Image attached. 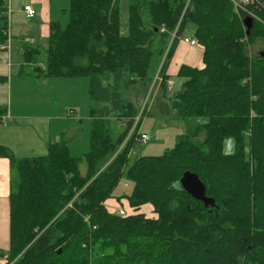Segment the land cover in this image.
<instances>
[{
  "label": "trees",
  "instance_id": "16d2710c",
  "mask_svg": "<svg viewBox=\"0 0 264 264\" xmlns=\"http://www.w3.org/2000/svg\"><path fill=\"white\" fill-rule=\"evenodd\" d=\"M69 2L67 27L49 21L45 45L25 39L17 72L87 77L90 99L101 106L91 107L83 157L70 155L67 139L31 158L0 146L11 169L9 247L0 252L8 260L0 264H264V51H246L247 43L264 41V11H256L247 32L230 0H129L121 34L119 0ZM8 8L0 0V45L9 37ZM188 24L203 66L181 62L172 74L167 61ZM164 52L160 87L166 92L171 76L184 78L170 109L205 121L171 149L131 160L141 120L129 135L138 110L122 93L144 82ZM6 78L0 74V83ZM228 136L232 154L222 150ZM186 170L199 176L213 205L180 187ZM122 179L133 184L123 196L129 205L150 203L156 217L108 212L104 203Z\"/></svg>",
  "mask_w": 264,
  "mask_h": 264
},
{
  "label": "rangeland",
  "instance_id": "374dc122",
  "mask_svg": "<svg viewBox=\"0 0 264 264\" xmlns=\"http://www.w3.org/2000/svg\"><path fill=\"white\" fill-rule=\"evenodd\" d=\"M27 4H32L36 11V15L30 19L26 18L25 13L23 12V6ZM8 6L9 32L7 35L9 37L7 42L11 48L9 50H0V63L7 64L8 61H11V63L14 65L12 71L15 73L18 68L17 64L20 62L22 57V53L20 51L21 39L27 37L28 40L32 38L39 40L43 33L44 26L48 25L49 22L47 23V21L41 16L37 2L34 3L31 0H8ZM69 7V0H51L50 20L52 22H58L62 28L67 27L70 19ZM128 8L129 0H119L120 21L122 23L121 34H125L127 32L125 26L127 25L128 21ZM142 18L144 21H147L145 11L142 13ZM194 30L195 26L193 24H188L185 32L181 35L183 37H193ZM172 40L171 34L165 47V52L169 48ZM22 41L25 42V40ZM42 43L43 42L39 40L33 45ZM30 44L31 43H29V45ZM43 44L45 45V43ZM173 46V53L171 58L167 61L169 67L168 71H170L172 74H174L179 63L186 61V59L191 61L198 60L196 65H191L196 67L203 66L202 61H199L201 51L199 45L191 46L187 43H184L183 41H179V38H177V41H174ZM188 47H192L193 49H190V51ZM246 51L250 56L258 55L260 52L264 51V41L262 39H256L253 43H247ZM165 52L161 57L157 58V60L155 58L154 67L144 82H136L133 86L122 93L123 100L133 102L136 109L138 110L137 116L139 114L141 115L139 131L148 135L149 137L147 141H139L134 145L131 151V160L143 155H159L165 150L171 149L179 135L188 133V131L191 130L195 124L205 121V118H179L175 116L170 109L171 100L174 98V95L180 91L184 78L171 76L167 81L168 86L166 92L162 87H160V80L158 79L159 76L157 74L162 62L165 59ZM0 71H6V67H2L0 65ZM85 79L87 78L85 77ZM41 82L43 81L41 80ZM56 88L57 87H55L54 81L53 83H43L42 87L39 88L40 97H44L46 94L54 92L56 97L55 101L57 103V100L59 99H57L56 96ZM2 97H4V95L2 91H0V98ZM86 101L87 105L79 106V108L75 109L74 112L75 119L77 118V123L78 120H81V122L78 123L80 125L79 127H81L79 134L75 139H73V142L77 144L76 153L78 154L76 155H79L76 157H83L89 151L90 140L89 125L87 123V121H89L88 115L90 116L91 107L99 108L101 105L100 102L95 103L89 98ZM65 109L70 113L68 107ZM72 126L76 125L73 124ZM112 127L116 133L120 131V127L118 126L117 122L113 121ZM81 149H85L86 152H80ZM222 150L225 154H232L235 152V140L233 137H225L222 144ZM244 151L246 154L249 153L248 139H245ZM83 165L84 162L79 164V170H81V172H83ZM132 188V182L122 179L114 189V197L112 198L115 200H118L119 197L120 199H126L123 196L130 194ZM123 201L125 203L126 200ZM126 205H129V203ZM130 207L132 209L133 206ZM3 260V262H6L8 257H4ZM12 263L13 261H11L9 264Z\"/></svg>",
  "mask_w": 264,
  "mask_h": 264
},
{
  "label": "crops",
  "instance_id": "0c3cea01",
  "mask_svg": "<svg viewBox=\"0 0 264 264\" xmlns=\"http://www.w3.org/2000/svg\"><path fill=\"white\" fill-rule=\"evenodd\" d=\"M31 1L37 2L39 12L44 20L47 23L51 21V0ZM47 32L48 25L44 26L39 40L43 42ZM25 39L28 38L21 39V45L25 43L22 41ZM39 40L33 39V43ZM188 49L192 50L193 48L188 47ZM20 51L22 53L21 46ZM197 61L186 59L183 62L196 65ZM199 61H201V57ZM21 62L22 57L17 67ZM0 65L6 67V71H0V74L7 76L6 81L0 83V91L4 95L0 98V107L5 109V112L0 114V146L4 148L8 155L14 158H31L46 155L50 143L67 139L70 155L79 156L76 155L78 154L76 153L77 144L73 142V139L79 134L81 127L78 123L81 120H78L77 123L74 112L79 106L87 105L86 100L90 99L89 79L87 77L85 79V77L36 78L19 76L18 68L13 73L12 68L14 65L11 61H8L7 64L0 63ZM53 81L55 87H57L55 90L57 99H59L57 103L54 92L46 94L44 97H40L39 94V88L42 87L43 83H53ZM67 107L70 113L66 111L65 108ZM3 119L6 120L5 123ZM88 119L87 123L89 125V115ZM73 124L76 126H72ZM81 151L84 153L85 149H81ZM82 168L83 172L81 170L80 172L83 174L86 169L85 163ZM10 177L9 159L0 156V252H4L9 247ZM123 200H126L125 203ZM104 204L108 212L114 213L119 206L128 204V201L124 198L118 200L108 198ZM134 212L143 213L146 217L156 216L150 203L141 205ZM3 261V257L0 256V262Z\"/></svg>",
  "mask_w": 264,
  "mask_h": 264
},
{
  "label": "built area",
  "instance_id": "2783aa9c",
  "mask_svg": "<svg viewBox=\"0 0 264 264\" xmlns=\"http://www.w3.org/2000/svg\"><path fill=\"white\" fill-rule=\"evenodd\" d=\"M5 1L8 2V0H5ZM230 1L233 4L234 11L238 15H242L241 16L242 19L245 16L258 19V17L255 14L256 11L257 10L264 11V0H230ZM23 12L25 13V16L27 18H33L36 15V11L31 4L24 5ZM160 30L164 31L165 30L164 26H162ZM174 37H175V31L172 33V39ZM177 38H179V41H183L184 43H187L189 45H192V46L197 45V41L193 37H183L182 35H179V36H176V39ZM0 50H9V43L7 42L4 44H1ZM158 79L160 80V77H158ZM140 120H141V115L139 114L138 116L135 117L134 124L129 132V135L132 134L133 129L135 128V126H137ZM3 122L5 123L6 120L3 119ZM148 139H149L148 135L140 132L141 141H147ZM134 211L135 209H133V207L131 209L129 205H123V206H119V208L115 211V213L124 217L128 215H134L135 214Z\"/></svg>",
  "mask_w": 264,
  "mask_h": 264
},
{
  "label": "water",
  "instance_id": "95a60500",
  "mask_svg": "<svg viewBox=\"0 0 264 264\" xmlns=\"http://www.w3.org/2000/svg\"><path fill=\"white\" fill-rule=\"evenodd\" d=\"M243 23L248 32L251 25V17L245 16L243 18ZM179 185L191 197L201 201L205 207L214 204V199L206 195L205 184L196 173L188 170L184 171L179 179Z\"/></svg>",
  "mask_w": 264,
  "mask_h": 264
}]
</instances>
